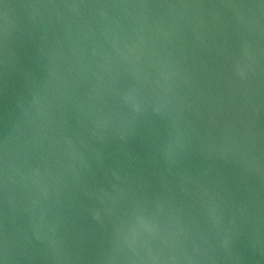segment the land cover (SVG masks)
Instances as JSON below:
<instances>
[{
    "label": "water",
    "instance_id": "obj_1",
    "mask_svg": "<svg viewBox=\"0 0 264 264\" xmlns=\"http://www.w3.org/2000/svg\"><path fill=\"white\" fill-rule=\"evenodd\" d=\"M0 264H264V0H0Z\"/></svg>",
    "mask_w": 264,
    "mask_h": 264
}]
</instances>
